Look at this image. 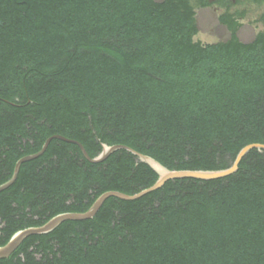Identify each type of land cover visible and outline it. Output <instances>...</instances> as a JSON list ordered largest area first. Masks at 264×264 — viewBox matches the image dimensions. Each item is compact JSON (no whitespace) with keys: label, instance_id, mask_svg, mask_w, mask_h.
<instances>
[{"label":"trees","instance_id":"trees-1","mask_svg":"<svg viewBox=\"0 0 264 264\" xmlns=\"http://www.w3.org/2000/svg\"><path fill=\"white\" fill-rule=\"evenodd\" d=\"M262 3L264 0H255ZM219 5L228 7L229 0ZM207 0H0V186L47 140L91 158L123 145L174 171L230 168L264 145V31L204 44ZM158 175L127 150L100 164L51 141L0 193V247ZM0 264H264V150L224 179H178L31 236Z\"/></svg>","mask_w":264,"mask_h":264},{"label":"water","instance_id":"water-1","mask_svg":"<svg viewBox=\"0 0 264 264\" xmlns=\"http://www.w3.org/2000/svg\"><path fill=\"white\" fill-rule=\"evenodd\" d=\"M58 139L62 140L68 143L75 144L80 147L81 151L83 152L85 158L93 163V164H100L106 161L112 154L119 150H127L131 153H133L136 157L139 158V160L148 165L153 171H155L158 175V181L156 184L151 187L150 189H147L137 195L134 196H129L120 192H108L103 194L101 197H99L96 202L92 205V207L85 213H65L58 215L51 219L49 222H47L45 225L41 227H32L28 228L22 231L17 232L11 240L3 247H0V260L3 259H8L11 255H13L16 250L23 244V242L31 237V236H40V235H47L52 233L54 230H56L61 224L67 221H87L93 219L104 203L111 197L118 198L123 201H135L137 199H140L141 197L150 194L152 192H155L159 189H161L167 182L171 180H178V179H196V180H202V181H213V180H219V179H224L227 178L233 174H235L238 169L239 165L242 161V159L253 149H260L264 150V145L261 144H253L245 147L237 156L235 162L233 165L226 169V170H219V171H174V170H169L165 166H163L160 162L155 160L154 158L150 156L143 155L132 148H129L127 146L123 145H117V146H108L104 145L103 146V151L102 153L96 157V158H91L89 154L87 153L86 149L82 144H80L77 141L67 139L63 136H54L51 137L47 140L45 143L43 149L31 156H27L22 158L16 165L14 175L10 181L7 183L3 184L0 186V193L9 189L16 180L18 179L20 169L23 164L33 161L40 156H42L46 150L48 149L50 143L52 140Z\"/></svg>","mask_w":264,"mask_h":264},{"label":"rangeland","instance_id":"rangeland-1","mask_svg":"<svg viewBox=\"0 0 264 264\" xmlns=\"http://www.w3.org/2000/svg\"><path fill=\"white\" fill-rule=\"evenodd\" d=\"M207 1H209L208 6L197 9L200 33L195 37L196 41L210 44L226 40L230 33L221 24L220 17L227 12L232 14L244 13V17L240 19L241 27L239 29V36L243 41H250L259 32L264 31V2L257 3L255 0H229L230 5L224 7L217 4V0Z\"/></svg>","mask_w":264,"mask_h":264},{"label":"flooded vegetation","instance_id":"flooded-vegetation-1","mask_svg":"<svg viewBox=\"0 0 264 264\" xmlns=\"http://www.w3.org/2000/svg\"><path fill=\"white\" fill-rule=\"evenodd\" d=\"M219 1H220V0H217V4H219V3H218ZM235 1H236V0H235ZM235 1H234V2H235ZM208 2H209V1H208Z\"/></svg>","mask_w":264,"mask_h":264}]
</instances>
